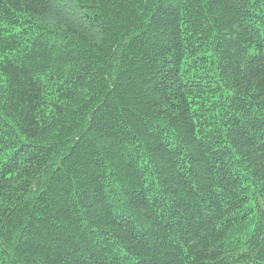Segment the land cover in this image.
Segmentation results:
<instances>
[{
    "label": "trees",
    "instance_id": "trees-1",
    "mask_svg": "<svg viewBox=\"0 0 264 264\" xmlns=\"http://www.w3.org/2000/svg\"><path fill=\"white\" fill-rule=\"evenodd\" d=\"M0 264H264V0H0Z\"/></svg>",
    "mask_w": 264,
    "mask_h": 264
}]
</instances>
